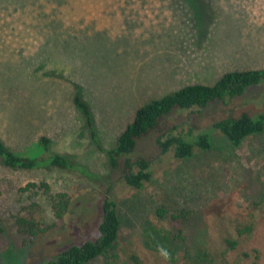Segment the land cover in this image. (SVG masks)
<instances>
[{
  "label": "rangeland",
  "instance_id": "374dc122",
  "mask_svg": "<svg viewBox=\"0 0 264 264\" xmlns=\"http://www.w3.org/2000/svg\"><path fill=\"white\" fill-rule=\"evenodd\" d=\"M261 68L264 0H0V139L46 160L48 138L51 154L91 173L0 164V264H41L97 239L105 198L117 204L124 261L138 254L143 264H185L187 251H207L214 264H264V132L236 147L214 128L244 112L264 114V84L200 115L175 110L140 139L130 157L147 159L153 174L141 190L107 154L147 103ZM78 93L93 129L74 103ZM176 125L206 130L211 149L188 160L162 153L157 140ZM42 182L70 197L62 219L34 188ZM16 216L34 217L36 235L19 234ZM244 225L253 229L240 237Z\"/></svg>",
  "mask_w": 264,
  "mask_h": 264
},
{
  "label": "trees",
  "instance_id": "16d2710c",
  "mask_svg": "<svg viewBox=\"0 0 264 264\" xmlns=\"http://www.w3.org/2000/svg\"><path fill=\"white\" fill-rule=\"evenodd\" d=\"M262 84H264V68L234 71L225 74L214 85L191 84L162 99L147 103L139 108L134 121L120 135L117 147L107 151L110 167L114 170L123 168L125 183L134 189H143L145 184L152 180L151 162L144 157L135 159L130 157L134 154L140 139L160 130L162 122L174 114L175 110L192 111L200 115L212 103L242 97L252 87ZM74 103L84 115L88 126L93 129L92 111L80 93L75 96ZM214 128L221 132L231 145L239 147L248 137L264 132V114L251 115L244 112L240 116H231L218 121ZM181 129V126L176 125L168 130L162 139L157 140L162 153L173 151L175 158L188 160L195 156L196 151L205 152L211 149V135L206 130H201L197 125L189 126L188 130ZM50 143L48 138L41 140V145L48 154L46 160L49 161L46 163L45 159L16 154L0 139V164L13 171L55 168L91 176L86 168L72 164L65 156L51 154ZM34 188L47 196L53 205L56 217L62 219L69 209L70 197L60 193L54 195L50 186L44 182L40 185L34 184ZM102 209L103 215L99 224L100 236L97 239L72 245L41 264H91L100 259H104L108 264H143L138 254H131L124 261L117 253L121 220L115 201L105 198ZM164 213L163 210L159 211L160 215ZM16 224L18 233L21 235L34 236L37 233L38 224L34 217L29 219L25 216H16ZM237 229L241 237L250 233L253 225H244ZM0 230H2L1 224ZM228 244L235 249L239 242L228 240ZM185 259V264H214V260L207 251L196 254L187 251Z\"/></svg>",
  "mask_w": 264,
  "mask_h": 264
}]
</instances>
